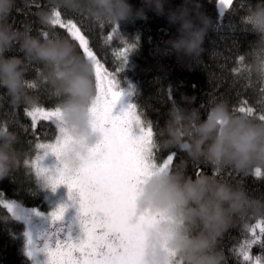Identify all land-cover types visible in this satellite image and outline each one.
Instances as JSON below:
<instances>
[{
  "label": "clouds",
  "instance_id": "clouds-1",
  "mask_svg": "<svg viewBox=\"0 0 264 264\" xmlns=\"http://www.w3.org/2000/svg\"><path fill=\"white\" fill-rule=\"evenodd\" d=\"M25 6L31 0H19ZM167 0H143L134 7L129 0H50L49 7L37 13L39 21L50 25L52 10L83 13L95 21L114 24L146 20L147 13L167 15L170 23L179 25L180 35L166 42L163 54H176L180 60L196 58L211 24L197 0H184L176 9H166ZM18 0H0V107L8 98L12 109L34 108L39 98L26 86L30 64L41 66L40 79L53 93L59 94L60 125L71 139L64 144L59 160L62 169L71 174L78 169L89 152L102 139L94 129L89 108L96 97L95 69L77 46L66 38L41 39L33 35L28 23L16 28L9 22ZM247 23L258 35L249 51L252 74L264 82V2L249 8ZM24 55L6 56L16 48ZM194 104L196 97H184ZM164 127L154 137L161 148L179 146L192 161L212 166L214 170L232 168L248 175L264 169V121L245 113L233 112L226 101L209 107L207 118L201 119L197 108L174 105ZM18 135L0 123V180L12 175L20 164L16 150ZM188 161L179 167L152 168L142 178L135 200L137 216L159 214V220L146 230L143 264H226L220 248L221 238L245 216L264 217V198L249 194L242 182L230 183L215 175H187ZM19 211V209H17Z\"/></svg>",
  "mask_w": 264,
  "mask_h": 264
},
{
  "label": "trees",
  "instance_id": "trees-1",
  "mask_svg": "<svg viewBox=\"0 0 264 264\" xmlns=\"http://www.w3.org/2000/svg\"><path fill=\"white\" fill-rule=\"evenodd\" d=\"M136 8L142 6L143 0H129ZM200 11L211 20L204 40V52L196 58L180 60L176 54H163L166 42L176 39L180 33L179 25L169 22L167 15H158L153 11L147 13L148 18L135 22L121 21L116 24L98 22L83 13H67L78 21H82L87 30L90 46L98 58L110 70L120 67V59L116 56L119 49L128 44L135 48L129 52L127 64L123 71L116 74L121 88L132 89V104L139 105L144 116L154 123L155 130L164 127L169 118V110L174 106L181 108H197L201 112V119H206L211 104L226 101L233 110L243 99L260 108L264 101V82L258 80L250 71L249 51L258 39V35L247 23L246 14L249 8L255 7L264 0H234V6L226 9L222 16L218 13V0H197ZM184 4V0H167L166 9H176ZM39 5V6H37ZM50 0H31L28 6L19 2L8 18L16 28L28 23L32 34L42 38V32L56 34L55 37L66 38L62 30L39 21L36 13L43 7H49ZM113 27H118L116 33ZM111 36V40L107 37ZM19 45L5 53L6 56H21ZM80 53V50L77 48ZM81 54V53H80ZM244 56L243 65L239 64V57ZM242 67L239 73L234 68ZM41 66L30 64L26 73V80L35 81L37 87L29 91L39 98L40 105L51 106L58 103L59 98L51 95L52 90L46 82L40 79ZM0 88V94L6 93ZM195 96L194 104H188L183 98ZM24 107L12 109L8 98L0 107V123H7L10 129L17 133L16 150L20 155V164L12 175L0 180V198L15 200L27 207L47 208L49 188L43 177L35 173L24 163L35 155L34 141L30 132H25L21 125L30 124L25 116ZM42 131L58 135V129L53 121ZM39 132V130H38ZM172 156V167H179L187 160V175L195 179L198 172L214 175L212 166L192 161L187 151L173 146H160L151 157L152 161L161 163ZM224 175L218 179L230 183L242 182L249 194L256 198H264V178H256L255 173L243 175L230 167L220 169ZM230 173V175H227ZM261 217L245 216L240 218L236 226L229 229L220 241V248L226 256V264H245L237 254L235 248L243 241L245 225ZM253 256H264V249L254 245L251 249ZM0 264H32V260L25 253V225L15 218L7 209L0 205Z\"/></svg>",
  "mask_w": 264,
  "mask_h": 264
},
{
  "label": "snow or ice",
  "instance_id": "snow-or-ice-1",
  "mask_svg": "<svg viewBox=\"0 0 264 264\" xmlns=\"http://www.w3.org/2000/svg\"><path fill=\"white\" fill-rule=\"evenodd\" d=\"M225 9L234 6V0H219ZM39 6V5H37ZM103 27L105 24H114L110 21H96ZM50 25L63 31V35L76 44L81 55L89 60L95 69L96 97L89 108L92 124L101 134V141L90 150L88 157L81 166L71 174L65 169H58L55 176H47L48 169L41 166V161L50 152L58 159L61 150L71 139L60 125L61 109L58 103L51 106L38 105L34 108H25V116L30 124L20 127L32 134L35 155L24 163L37 177H46L53 190L60 185H67L70 192L79 196V219L82 235L73 239L60 240L54 247H48L47 264H143V249L146 230L158 222L159 214L147 213L137 216L135 200L142 178L149 174L152 168H157L150 159L155 155L159 145L154 137L157 131L154 123L147 119L140 111L139 105L131 104L120 115H114L113 110L121 100L123 93L117 91L118 81L116 74L123 71L127 64L129 52L135 48L128 44L116 52L120 59V67L110 70L98 58L90 46L89 37L82 21L68 16L59 8L52 10ZM118 27H113L116 33ZM48 31L42 32V38L55 37ZM112 37L108 36L107 40ZM244 56L239 57V64L243 65ZM242 67L234 68L236 73ZM247 71H250L247 70ZM29 89L37 87L36 82L26 80ZM264 93V89H261ZM59 98L58 93H51ZM233 112L245 113L259 121H264V101L260 108L252 106L247 99H243ZM55 121L58 135L42 131L47 128L48 122ZM140 127L141 134H132V126ZM7 129V123H4ZM39 130V132H38ZM43 153V155L41 154ZM172 157L159 167L160 170L169 168ZM256 178H264V169H254ZM198 175L201 172L197 173ZM214 175H224L220 169L214 170ZM230 175V173H227ZM7 212L18 217V207L14 202L0 198ZM66 211L61 206L52 213L55 220H62ZM31 244V239L29 238ZM259 245L264 249V217L255 219L245 225L243 241L235 251L245 264H264V256H253L251 249ZM32 253L30 252L29 255ZM174 264H182L175 259Z\"/></svg>",
  "mask_w": 264,
  "mask_h": 264
},
{
  "label": "rangeland",
  "instance_id": "rangeland-1",
  "mask_svg": "<svg viewBox=\"0 0 264 264\" xmlns=\"http://www.w3.org/2000/svg\"><path fill=\"white\" fill-rule=\"evenodd\" d=\"M217 7L219 16H222L226 9L221 6L219 0ZM117 91H121L123 95L113 110L114 115H120L132 104L131 88H121L118 85ZM53 122L56 125V122ZM132 134L135 136L141 134L140 127L136 124L132 126ZM41 154L43 155V153ZM165 161L161 163L153 162L159 168ZM41 166L48 169L47 176L57 175V170L63 167L60 160L50 152L41 161ZM43 178L46 187L49 188L46 209L27 207L15 200L4 198L6 201L14 202L19 209V218L14 217L25 225V253L32 260V264H47L46 249L48 247H54L58 241L67 239L69 235L73 239L79 238L82 235L78 194L70 192L67 185H60L53 190L49 180L46 177ZM61 206L66 207L64 217L62 220H55L52 213L57 211ZM29 238L31 239V244L29 243ZM30 252L32 253L31 255H29Z\"/></svg>",
  "mask_w": 264,
  "mask_h": 264
}]
</instances>
